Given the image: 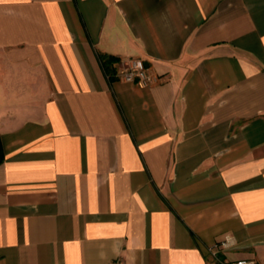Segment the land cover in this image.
Segmentation results:
<instances>
[{
  "label": "crops",
  "instance_id": "1",
  "mask_svg": "<svg viewBox=\"0 0 264 264\" xmlns=\"http://www.w3.org/2000/svg\"><path fill=\"white\" fill-rule=\"evenodd\" d=\"M0 158V264H264V0H0Z\"/></svg>",
  "mask_w": 264,
  "mask_h": 264
},
{
  "label": "built area",
  "instance_id": "2",
  "mask_svg": "<svg viewBox=\"0 0 264 264\" xmlns=\"http://www.w3.org/2000/svg\"><path fill=\"white\" fill-rule=\"evenodd\" d=\"M116 80L130 84L138 83L142 87H147L157 82V78L150 68L140 60L121 61ZM231 245V240L225 239L209 247L208 254L210 261L208 264H258L254 259L229 260L225 256V253ZM114 264L124 263L118 260Z\"/></svg>",
  "mask_w": 264,
  "mask_h": 264
},
{
  "label": "trees",
  "instance_id": "3",
  "mask_svg": "<svg viewBox=\"0 0 264 264\" xmlns=\"http://www.w3.org/2000/svg\"><path fill=\"white\" fill-rule=\"evenodd\" d=\"M102 67L110 81H115L119 72L121 60L119 58L102 54L99 56ZM1 162V158H0Z\"/></svg>",
  "mask_w": 264,
  "mask_h": 264
}]
</instances>
